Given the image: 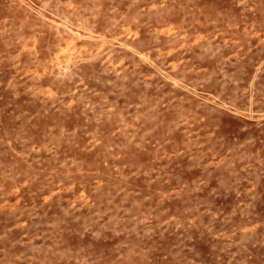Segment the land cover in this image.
I'll list each match as a JSON object with an SVG mask.
<instances>
[{"label":"rangeland","instance_id":"1","mask_svg":"<svg viewBox=\"0 0 264 264\" xmlns=\"http://www.w3.org/2000/svg\"><path fill=\"white\" fill-rule=\"evenodd\" d=\"M0 264H264V0H0Z\"/></svg>","mask_w":264,"mask_h":264}]
</instances>
